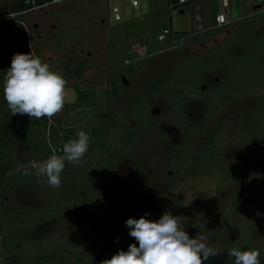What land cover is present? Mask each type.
Returning a JSON list of instances; mask_svg holds the SVG:
<instances>
[{"label":"rangeland","instance_id":"rangeland-1","mask_svg":"<svg viewBox=\"0 0 264 264\" xmlns=\"http://www.w3.org/2000/svg\"><path fill=\"white\" fill-rule=\"evenodd\" d=\"M21 2L0 0V14ZM190 6L59 0L0 16V264H102L138 246L129 217L165 211L217 249L203 264H234L231 248L264 264V2L229 0L221 27L218 0ZM30 51L68 81L51 120L11 115L4 99L13 55ZM60 124L91 142L52 188L25 162L49 157Z\"/></svg>","mask_w":264,"mask_h":264},{"label":"clouds","instance_id":"clouds-1","mask_svg":"<svg viewBox=\"0 0 264 264\" xmlns=\"http://www.w3.org/2000/svg\"><path fill=\"white\" fill-rule=\"evenodd\" d=\"M67 83L64 73L54 70L32 51L16 53L3 78V95L11 115L51 120L65 106ZM90 142V134L79 130L75 139L62 146V154H53L38 166L36 176L46 180L48 186L59 188L66 162L79 165ZM23 174L32 173L24 170ZM184 225L181 216L169 211L156 220L148 219L147 214L138 219L129 217L126 226L138 246L131 243L127 250L117 251L102 264H203L210 257L218 256L219 252L205 234L190 237ZM227 253L234 257V264H261L258 249L231 248Z\"/></svg>","mask_w":264,"mask_h":264},{"label":"built area","instance_id":"built-area-1","mask_svg":"<svg viewBox=\"0 0 264 264\" xmlns=\"http://www.w3.org/2000/svg\"><path fill=\"white\" fill-rule=\"evenodd\" d=\"M147 1L148 0H129V4L132 7H141V6H144L145 2H147ZM249 1L255 2V3H257V2L263 3L264 2V0H249ZM54 2H57V0H44L43 2H41V1L39 2V0H22L20 9H18L16 11L8 12V13L0 14V16L14 17L16 15L29 12L33 9L40 8V7L46 6V5H48L50 3H54ZM218 4H219V11L217 13H215V16H214L215 25L214 26L221 27V26L229 23V21H231V19L229 18L230 17V11L228 9L229 0H218ZM259 5L261 6V4H259ZM169 6L171 9L172 8H178V11L181 8L186 9L187 7H189V10L191 9L190 0H169ZM109 9H110V15H111L110 18L112 21H121L122 20L120 8L117 4L109 5ZM168 33H169L168 29H163V31L157 35V39L163 40L165 38V35ZM127 61L128 60H126V62ZM68 141L69 140L61 138L60 143L52 148V153L49 155L48 158H50V156L53 154H57V155L61 154L62 153L61 152L62 146Z\"/></svg>","mask_w":264,"mask_h":264},{"label":"crops","instance_id":"crops-1","mask_svg":"<svg viewBox=\"0 0 264 264\" xmlns=\"http://www.w3.org/2000/svg\"><path fill=\"white\" fill-rule=\"evenodd\" d=\"M148 2H149V0L147 1V2H145V4H144V7H147V5H148ZM250 3H247L246 5H249ZM254 6H257V8H259L260 7V5L258 4V5H253V9H256V8H254ZM233 16H235L234 15V12H230V19H231V21L233 20ZM200 27V26H199ZM46 129H48V126L46 127ZM61 130H62V126H61V124L59 125V128L57 129V131H58V133H59V139H61V138H63V139H66V140H71L72 138H70V136H66V135H64L63 134V132H61ZM24 163V161L22 162V164ZM34 164V165H33ZM36 164H37V161H33V160H30L29 162H25V166H31V167H36V168H38L37 166H36ZM19 166H20V164H19ZM37 171H38V169H37Z\"/></svg>","mask_w":264,"mask_h":264},{"label":"water","instance_id":"water-1","mask_svg":"<svg viewBox=\"0 0 264 264\" xmlns=\"http://www.w3.org/2000/svg\"><path fill=\"white\" fill-rule=\"evenodd\" d=\"M254 8H257V6H254ZM185 11H189V7H187L186 9L183 8L179 9L178 13L183 14Z\"/></svg>","mask_w":264,"mask_h":264},{"label":"flooded vegetation","instance_id":"flooded-vegetation-1","mask_svg":"<svg viewBox=\"0 0 264 264\" xmlns=\"http://www.w3.org/2000/svg\"><path fill=\"white\" fill-rule=\"evenodd\" d=\"M21 6V5H20ZM21 8V7H20Z\"/></svg>","mask_w":264,"mask_h":264}]
</instances>
